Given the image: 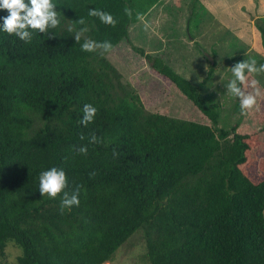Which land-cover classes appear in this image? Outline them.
<instances>
[{
  "label": "trees",
  "instance_id": "16d2710c",
  "mask_svg": "<svg viewBox=\"0 0 264 264\" xmlns=\"http://www.w3.org/2000/svg\"><path fill=\"white\" fill-rule=\"evenodd\" d=\"M160 1L52 0L55 38L36 30L25 43L0 30V257L13 242L17 264H105L141 233L148 264H264V86L246 116L235 97L238 119L220 128L218 104L131 39L136 14L146 16ZM90 9L110 13L116 26ZM254 24L259 65L264 19ZM69 25L88 28L79 43ZM85 38L113 49L85 52ZM122 50L148 67L145 100L122 79ZM211 59L204 81L216 66ZM85 104L97 109L86 127ZM92 134L99 142L89 143ZM82 145L87 155L73 150ZM53 167L65 171L66 191L80 188V205L63 214V194L39 192L41 172Z\"/></svg>",
  "mask_w": 264,
  "mask_h": 264
},
{
  "label": "rangeland",
  "instance_id": "374dc122",
  "mask_svg": "<svg viewBox=\"0 0 264 264\" xmlns=\"http://www.w3.org/2000/svg\"><path fill=\"white\" fill-rule=\"evenodd\" d=\"M203 1L198 0L194 4L195 12L193 16L189 17V6L192 0H161L144 16V21L140 22L138 30L136 28L130 29L133 36L131 39L134 40L136 46L143 48L147 53L163 57L170 67L174 65V69L179 75L201 89L204 99L209 103L218 104L220 112L219 127L227 130L238 119L237 115L231 113L235 97L229 95L227 91L228 83L234 78L231 67L237 62L253 58L258 60L259 57L256 55V53L258 54L255 50L256 47L253 52L250 51L243 57L242 55L239 56L241 51L245 52V45L242 40L234 39L231 33L227 45L222 50L220 46L218 47L219 54L214 55L213 53L216 66L212 76L204 81L209 71V58L212 55H206L204 51L209 52L210 49H213L210 50V53L216 51L215 47L218 41H213L210 36L215 31L217 24L215 23V28H210L209 32L211 21L207 18ZM251 1H253V4H250L249 0H228L232 8H227L230 11L239 10V13L236 14L238 18L243 13V31L247 33L252 28L255 29L257 42H259L262 49L261 36L255 27L256 18H253V16L258 15L257 17L264 19V0ZM238 5L241 7L239 8ZM215 9L224 20L223 13L221 14L217 8ZM210 18L215 22V19H212L211 16ZM145 21L151 24L149 31L144 30ZM227 28L231 31L229 26ZM223 30L227 31L225 28ZM137 36L139 41L136 40ZM223 36L224 32L219 34L218 40H222ZM122 51H119L118 55L116 54L118 61L123 62L125 65L120 68L122 79L129 83L143 98V96L150 93L151 86L149 82L151 83L153 80L148 75V67L144 61L133 56L128 50ZM241 57L242 59H240ZM253 77L259 81V84L264 86V74H253ZM143 100L145 99L143 98ZM20 255L21 250L13 242H8L4 249V255L0 257V264H17ZM105 264H148L142 234L136 233L133 235L129 241L118 249L112 260Z\"/></svg>",
  "mask_w": 264,
  "mask_h": 264
},
{
  "label": "clouds",
  "instance_id": "9594fccd",
  "mask_svg": "<svg viewBox=\"0 0 264 264\" xmlns=\"http://www.w3.org/2000/svg\"><path fill=\"white\" fill-rule=\"evenodd\" d=\"M6 10L8 15L0 17L3 20V24L0 25V30L4 31L8 35H14L25 43H31L33 32L38 30L40 34L47 35L48 38H55V35L49 34V29H55L60 24L56 5L52 0H0V11ZM125 14L131 19V9L125 7ZM89 16L98 17L99 20L112 27H115L117 20L108 12L90 9ZM137 20L144 21L142 14H136ZM80 25L85 24L83 18L78 20ZM151 24L144 22V30L149 31ZM69 32H74V39L79 43L87 33L88 28L82 27L79 30L75 29L74 25H69ZM81 48L85 52L98 53L104 55L109 53L113 49V45L110 41L97 42L91 39H84V43ZM233 79L227 85V91L229 95L238 98L240 106V114L242 116L248 115L253 108L257 106L258 97L262 92L259 87V81L256 79L249 80L247 74H264V64H257V61L253 58L250 60H244L243 62H237L231 67ZM251 89L252 91H249ZM97 113V109L91 104H85L83 107V117L80 123L85 127L91 123ZM84 140L85 137L82 134L80 137ZM98 138L95 134H92L89 138V143H97ZM73 150L77 154L87 155V147L73 146ZM119 154L113 152V157H117ZM94 175V174H93ZM68 188V178L63 169L53 167L49 170L41 172L39 176V192L42 197L47 196L49 199H56L62 195L60 212L71 210L73 206L78 207L80 205V188L77 186L71 192L66 191Z\"/></svg>",
  "mask_w": 264,
  "mask_h": 264
},
{
  "label": "crops",
  "instance_id": "0c3cea01",
  "mask_svg": "<svg viewBox=\"0 0 264 264\" xmlns=\"http://www.w3.org/2000/svg\"><path fill=\"white\" fill-rule=\"evenodd\" d=\"M249 3L253 4V1L249 0ZM203 5H204V10L207 13V18L211 21V25H209V32H210V28L214 29L216 24H217L215 31L210 34L213 41H218V43H216V47H215L216 51H212L210 53V50H213V49H210L209 52L206 50L204 51V49H203V51L206 55L207 54L213 55V53H214V55L219 54L218 53V47L220 46V49L222 50L224 48V46L227 45L228 38L232 33L234 39L242 40V42L244 43L245 48H246L245 52L241 51V53H239V56L242 55V57H243V55H247L250 51L253 52L255 47H256L255 50L258 52V54L256 53V55L259 58L263 56L262 55L263 54V47L261 49V47L259 46V42H257V33L255 34V32H256L255 29L253 30V28H252L247 33L245 31H243L242 28H243L244 23L242 20L244 18V15H243V13L240 12L242 16H240L241 18L240 17L238 18L236 16V14L239 13V10L236 9V10L230 11V9H228V8H232V7L230 6V3H228V0H211V1L210 0H204ZM238 6H239V8L241 7L240 5H238ZM214 8H217L221 14L223 13L222 15L224 16L225 21L222 20V18L219 16L216 9L214 10ZM210 16L212 17V19H215V22H213L211 20ZM257 16L254 15L253 18H256V19L259 18ZM226 25L230 27L231 31H229V29L227 28ZM223 28H225L227 31H224ZM223 32H224L223 39L218 40L219 34H221ZM243 39H245V40H243ZM257 46H259V48H257ZM242 57L240 59H242Z\"/></svg>",
  "mask_w": 264,
  "mask_h": 264
},
{
  "label": "water",
  "instance_id": "95a60500",
  "mask_svg": "<svg viewBox=\"0 0 264 264\" xmlns=\"http://www.w3.org/2000/svg\"><path fill=\"white\" fill-rule=\"evenodd\" d=\"M209 61H210L211 63H213V61H212V59H211V58H209Z\"/></svg>",
  "mask_w": 264,
  "mask_h": 264
}]
</instances>
